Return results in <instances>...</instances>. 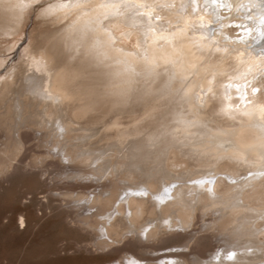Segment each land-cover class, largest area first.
I'll return each mask as SVG.
<instances>
[{
	"label": "bare ground",
	"instance_id": "1",
	"mask_svg": "<svg viewBox=\"0 0 264 264\" xmlns=\"http://www.w3.org/2000/svg\"><path fill=\"white\" fill-rule=\"evenodd\" d=\"M42 1L49 0L37 3ZM220 1L157 0L161 5L157 7L153 0H147L149 7L156 9L151 15L160 19L149 25L147 17L138 16L133 23L128 19L133 13L124 12V18L112 24L110 30H105L98 13L89 12L87 7L67 17L63 12H41L38 18L50 19L48 24L54 29L42 40L33 38V43L24 46L26 60L10 64L5 74L1 68L7 59L0 56V177L11 178L13 167L37 168L46 159L35 157L25 165L27 152L20 158L27 140L19 131L33 124L36 127L27 128L35 135L41 134L35 136L40 140L38 147H46L48 157L58 155L65 162L79 160L76 177L112 178L107 187L112 199L99 206L97 217L102 222H91L97 225L91 226L96 232L92 234L96 248L111 245L104 238L116 242L115 238L121 241L130 234L155 237L176 227L187 228L200 212L202 218L216 216L213 225H205L204 229H214L226 237L228 248L215 258L218 264H264V160L257 147L261 130L252 126L251 115L255 114L257 123H264L260 114L264 107V0H225L222 5ZM29 3L0 0L1 37L12 39L21 33L32 9L18 5ZM150 26L157 31L147 33L146 50L140 48L137 52L138 41ZM161 26L171 41L162 42L163 47L155 40ZM109 37L115 47H107ZM16 41L6 50L13 49L19 39ZM92 48L107 54L105 64L109 67L80 57L82 51ZM145 56L156 59L161 67L166 60L175 64L155 83L144 85L143 78H137L130 69H139ZM106 72L140 79L141 85H133L137 90L126 102L115 103L94 88ZM185 76L191 83L183 79ZM14 79L16 89L10 87ZM198 86L203 89L202 100L197 99ZM210 86L216 94L215 105L209 98ZM40 87L43 91H38ZM143 87L149 88L150 97L144 96ZM253 88L257 89L255 93ZM228 104L232 105L231 117L221 111ZM185 109L194 114L196 121H204L213 130L223 129L224 134L216 135L211 144L182 147L183 135L196 130L181 123L171 135L164 133ZM6 113L11 116L1 118ZM207 113H212L214 119H207ZM204 132L200 129L198 134ZM233 140L239 151L233 149ZM95 144L98 148L93 149ZM16 162L21 166H14ZM81 164L85 169L97 165L101 173L92 171L93 167L84 172ZM58 170L64 173L66 169ZM78 199L72 197L73 201ZM24 218L20 219L23 224L27 220ZM118 218L122 226L116 229L113 222ZM85 220L82 222L90 227ZM228 252L233 254L231 259ZM128 253L131 257L119 264L150 260ZM173 258L177 264L190 261L187 255ZM191 263L211 264L195 258ZM108 264H117V260Z\"/></svg>",
	"mask_w": 264,
	"mask_h": 264
},
{
	"label": "rangeland",
	"instance_id": "2",
	"mask_svg": "<svg viewBox=\"0 0 264 264\" xmlns=\"http://www.w3.org/2000/svg\"><path fill=\"white\" fill-rule=\"evenodd\" d=\"M46 2L52 3L53 0L38 4L46 5ZM223 3H226L225 0L220 1V5ZM214 6L219 9V5ZM41 12L39 9L30 11L17 37L10 39L0 36V56H5L7 59L1 68V73L5 71L6 74L10 64L14 65L15 62L26 60L23 54L24 46L27 47L33 38H37L36 41L42 40L49 30L54 29L48 24L50 19L47 21L38 18ZM16 39H19V43L10 51L6 50L9 45L13 47L16 44ZM8 80L9 78L4 81ZM10 87L17 88L16 79ZM2 110L4 111L5 107ZM10 116L11 113H6L2 114L1 118ZM27 125L19 131L27 140L20 158L26 156L27 152L29 157L23 158H26L25 165L35 157H45L46 161L44 160L37 168L26 166L15 170L13 167L9 173L12 174L11 178L10 175L0 177V264H108L112 260H117L119 264L131 257L128 253L130 251L150 258L142 264H177L173 258L177 255H187L190 264L193 258L211 264L219 263L215 258L226 252L228 248L226 237L219 235L214 229H204L205 225H213L216 216L208 215L202 218L200 212H197L193 223L187 228L176 227L155 237L149 234L148 237L138 238L130 234L121 241L115 238L116 242L104 238L111 245L106 248H96L92 243L95 238L93 235L96 234L92 227L97 225L91 222H102L97 217L99 206L100 204L105 206L112 199V194L107 188L112 178L98 180V176L76 177V170L80 169L79 160L65 162L60 161L58 155L48 157L47 148L38 147L40 140L37 137H41V134L35 135L31 128H27L36 126ZM42 130L48 131L47 128ZM1 133L0 129V135ZM33 135L35 139H32ZM92 148H98V144ZM16 165L21 166L17 162L14 163V166ZM81 166V169H85L82 164ZM62 168L66 169L64 173L58 170ZM88 168L101 173L97 165L91 164ZM88 168L84 172L86 170L90 172ZM76 196L79 198L77 202L72 200V197ZM22 218L27 219L26 223L23 224L20 220ZM84 220L91 223L89 225L92 226V230L82 222ZM113 225L116 229L122 226L121 218L115 220ZM136 228L140 230V226ZM153 230L155 228L150 232ZM190 239L191 243H189ZM196 251H201L200 255ZM231 253L228 252V256L232 257ZM178 259L185 262L183 258Z\"/></svg>",
	"mask_w": 264,
	"mask_h": 264
},
{
	"label": "snow or ice",
	"instance_id": "3",
	"mask_svg": "<svg viewBox=\"0 0 264 264\" xmlns=\"http://www.w3.org/2000/svg\"><path fill=\"white\" fill-rule=\"evenodd\" d=\"M153 3H156L157 7H160L157 0H153ZM21 9L24 7H29L33 11H36L37 9L41 10L43 13L47 15H51L53 13H60L63 12L65 16H70L74 12H80L85 7H87V10L89 12H96L98 13V19L99 22L104 26L105 30H110V26L112 24H115L119 22L121 19L124 18V12H131L133 13L132 16L128 17L129 20H131L133 23L136 22V17L143 16L147 17V22L149 25L153 23L154 20L160 19L158 16H152L151 13L154 12L155 8H150L147 0H141L140 3H136L135 0H53L52 3L45 4H38L37 0H30V3L28 5H18ZM139 9H148L146 12L139 11ZM114 18V19H110ZM108 21V24H105L104 22ZM157 31V29H154L153 27H149L147 29V32L145 33L142 41H138V47L136 49L137 52H139L140 48H144L146 50L148 45V32H154ZM181 31H183L181 29ZM166 29H164L162 26L159 29V35L155 37V40L158 43V46L163 47L162 42L171 43L169 40V36L165 35ZM171 35V34H169ZM119 38H117L118 40ZM107 47L112 48L115 47V42L112 40L111 37H109V42ZM121 51H125L126 49H120ZM261 54H264V49H261ZM80 57L87 58L91 61H93L96 65L100 67H109L105 64V61L108 59V56L105 52H101L96 50L95 48L88 49L86 51H82L80 53ZM144 60V64L140 66L139 69L133 67L130 69V71L137 77V78H143L144 85H150L151 83H155L157 79L162 77L164 74H167L170 72V66H174L175 61L172 60H166L164 65L161 67L156 59L150 60L149 58L142 57ZM159 69V71L157 70ZM187 83H191V81L188 80V77L185 76L183 78ZM220 81H217V84H219ZM133 85H141L140 79L131 80L127 79L124 76L121 75V73L116 72H106L101 74V80L99 84L94 85V88L98 89L99 94H102L104 97L112 100L115 103H124L128 99L131 98V93L135 92L137 89L133 87ZM184 89L186 92L187 84L184 85ZM38 91H43V88L40 87ZM69 91H73L71 87H69ZM257 91L256 88L252 89V92L255 93ZM202 93L203 89L199 88L198 86V92H197V99L202 100ZM210 99L213 100L214 105L217 100L215 92L212 90V87L209 88ZM225 93L227 95V88H225ZM143 94L144 96L150 97L152 93L149 91L148 87H143ZM248 103H252L251 100L247 101ZM222 103V102H221ZM232 105L228 104L225 107L221 108V111L224 113L225 116H232V113L229 111L231 109ZM246 115L248 113H245ZM260 114L261 117H264V107L260 108ZM253 116L252 120V126L259 127L261 130V143L257 146L260 158L261 160H264V123H257V118L255 114H251ZM182 117H189L186 121L182 120ZM207 119H214V116L212 113L206 114ZM181 123H184L185 126L190 130H196V132H186L183 135V140L185 143L182 144V147L186 148H195L202 146L205 143L211 144L213 138L216 135H223L224 130L223 129H211L208 127V125L204 121H196L194 118V114L190 113L187 109L183 110L182 112L178 113L177 117L173 120L172 125L164 134L171 135V132L173 130H177ZM200 129H204L205 132L203 135L198 134ZM233 135H235V132H233ZM154 143V142H153ZM179 143V141H177ZM232 144V147L234 150L239 151L238 147L235 145L234 140L230 142ZM251 150V149H250ZM249 150V151H250ZM235 183V181H233ZM207 191L211 194L212 189L208 188ZM144 193H140V195H143ZM232 257L229 256V259Z\"/></svg>",
	"mask_w": 264,
	"mask_h": 264
}]
</instances>
